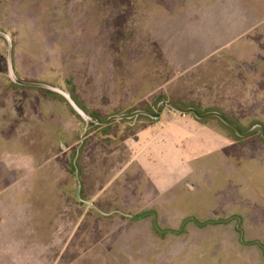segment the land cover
Wrapping results in <instances>:
<instances>
[{"label":"rangeland","instance_id":"obj_1","mask_svg":"<svg viewBox=\"0 0 264 264\" xmlns=\"http://www.w3.org/2000/svg\"><path fill=\"white\" fill-rule=\"evenodd\" d=\"M184 1L0 0V201L21 211L35 235L24 242L45 264H264L233 218L245 242L264 244L258 132L237 141L202 119L213 127L211 150L190 145L178 177L158 190L130 150L157 119L115 118L155 114L163 98L218 112L244 132L264 129V20L196 65H173L168 57L185 48L166 51L151 29ZM248 2L263 19L264 0ZM53 89L74 95L86 117ZM145 211L166 230L227 221H189L183 234L163 236L153 217L132 218Z\"/></svg>","mask_w":264,"mask_h":264},{"label":"crops","instance_id":"obj_2","mask_svg":"<svg viewBox=\"0 0 264 264\" xmlns=\"http://www.w3.org/2000/svg\"><path fill=\"white\" fill-rule=\"evenodd\" d=\"M163 15L164 18L151 29L157 32V40L165 49L166 46H179L186 50L182 56L168 57L173 65H196L208 57L213 49L226 47L242 37L255 25V20H264V16L261 19L255 13L248 0H186L175 3L173 10L165 11V14L163 11ZM168 35H171L172 40L166 38ZM198 120L186 114L164 111L131 141V162L158 190H164L178 177L174 175L181 171L179 161L183 159L186 165L185 160L188 159L185 153L189 151L190 145V150L198 145L195 150L202 151V148L207 149L209 142L211 150L213 127ZM196 129L204 133L206 141L197 140V133H194ZM20 213L18 208L0 201V264H45L44 260L37 258L33 246L24 242L30 237L35 238V235L24 230L25 221ZM144 213H150L145 217H153V224L155 213Z\"/></svg>","mask_w":264,"mask_h":264},{"label":"water","instance_id":"obj_3","mask_svg":"<svg viewBox=\"0 0 264 264\" xmlns=\"http://www.w3.org/2000/svg\"><path fill=\"white\" fill-rule=\"evenodd\" d=\"M11 74L13 75L12 70H11ZM13 78H14V76H13ZM14 80L17 82L16 79H14ZM53 90L55 92L61 93L66 98V100L70 103V105L76 110V112H78L79 115H81L82 117H86V113L77 105V103L71 98L70 95H68V94H66L64 92L58 91L56 89H53ZM163 107H169L173 111H175L177 113H180V114H183V115L187 114V113H192L199 120H202V119L207 118V117L218 118L227 127L233 129L234 132L236 133V135L238 137H240V138H244V137H247V136H249L251 134H254V133L258 132L261 135V137L264 139V129L260 125H255L250 130L243 132V131L240 130V128L238 126H236L232 122L228 121L222 114H220L218 112H208V113H205V114H199L196 111L195 108L182 109V108L174 106L173 104H171L168 101L160 102L158 104L157 112L155 114H151L149 112H142L141 111V112H135L133 114L124 115V116L115 117V118H117V119L131 118L133 116H137V115L143 114V115H148V116H150V117H152L154 119H158L160 117V114H161V111H162Z\"/></svg>","mask_w":264,"mask_h":264},{"label":"trees","instance_id":"obj_4","mask_svg":"<svg viewBox=\"0 0 264 264\" xmlns=\"http://www.w3.org/2000/svg\"><path fill=\"white\" fill-rule=\"evenodd\" d=\"M49 94H51V95H53L54 97H58V98H61V99H63L64 100V98L63 97H61V96H59L58 94H56V93H53V92H50V91H47ZM71 96H72V98H73V100L77 103V105L85 112V113H88V111L80 104V102L76 99V97L74 96V95H72L71 94ZM164 99L163 98H159V99H157V101H156V105L159 103V102H161V101H163ZM146 110H148V111H151V109H146ZM200 114H202V113H200ZM225 117V116H224ZM215 118V117H214ZM226 118V117H225ZM218 122H219V124L224 128V129H226L228 132H229V134H230V136H232L235 140H237V141H240V140H242V138H240V137H238L237 135H236V133L234 132V130L233 129H231V128H229V127H227L225 124H223L219 119H217V118H215ZM227 119V118H226ZM198 120V119H197ZM228 121H230L229 119H227ZM199 122H204V120H198ZM155 121H153L152 123H154ZM231 122V121H230ZM252 125H254V124H252ZM251 125V126H252ZM241 131H243L244 132V130H241ZM256 134V133H255ZM258 134V133H257ZM72 166H74V165H72ZM75 169V168H74ZM73 173L75 172V170H73L72 171ZM147 215H150V213H148V214H146V213H144V214H142V215H138V216H135V217H132V218H138V217H144V216H147ZM233 218H236L237 219V225L235 226V229H236V232L238 233V235H239V240H240V242L241 243H243V245L245 244L246 246H256V247H258V249L261 251V254H262V256L264 257V244H262L261 242H259V241H252V242H245L243 239V230L240 228V225H239V223H238V220L240 219V217L239 216H233ZM189 221H192L195 225H197L198 227H206V226H209V225H219V224H223L225 221H227V220H224V219H218V220H208V221H204V222H201V221H199V220H197V219H194V218H191V219H185L184 221H183V223L181 224V226L177 229V230H166V229H161L160 227H159V225H158V223L156 222V221H154V223H153V227H154V229H155V231L158 233V234H160V235H169V234H171V235H180V234H183L184 232H185V228H186V225H187V223L189 222Z\"/></svg>","mask_w":264,"mask_h":264}]
</instances>
